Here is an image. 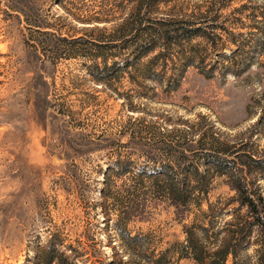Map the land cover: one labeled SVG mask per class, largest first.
Instances as JSON below:
<instances>
[{
	"label": "rangeland",
	"instance_id": "rangeland-1",
	"mask_svg": "<svg viewBox=\"0 0 264 264\" xmlns=\"http://www.w3.org/2000/svg\"><path fill=\"white\" fill-rule=\"evenodd\" d=\"M209 6L215 46L179 37L167 80L120 73L153 35ZM223 143L264 159V0H0V264H46L53 248L75 264L126 255L146 264L127 231L145 238L143 253L197 264L185 257L184 226L209 207L233 219L227 177L213 175L207 199L184 218L163 199L144 220L125 221L127 193L104 196L105 173L122 154L136 171L184 157L177 169L214 174L208 159ZM237 162L264 196V170L240 165L244 155ZM262 239L255 230L237 263L264 264Z\"/></svg>",
	"mask_w": 264,
	"mask_h": 264
},
{
	"label": "trees",
	"instance_id": "trees-1",
	"mask_svg": "<svg viewBox=\"0 0 264 264\" xmlns=\"http://www.w3.org/2000/svg\"><path fill=\"white\" fill-rule=\"evenodd\" d=\"M210 9L211 7L209 6L206 12L196 13L189 20L183 19L174 22L179 27L171 25L172 28H176L173 31H160L155 34L156 36L153 35V38L148 43L142 45L134 52L132 61L126 60L121 65H117L120 73H129L130 68L133 67L137 73V78L147 79L153 76L167 80L166 75L170 67L169 63L172 62L175 65V59L170 56L169 50L172 44L178 42L179 37L182 39L201 38L215 46L214 35H212L214 32L209 31L210 29L211 31L216 30L218 25L214 23L217 21H214L215 17H212ZM118 32V37L116 35L115 38L120 39L116 40H124L127 36L124 28ZM171 32L178 35H170ZM142 57L149 59L146 64L140 65ZM196 57H198V52L193 51L187 63L193 65ZM201 64L204 67L202 70L208 72L209 69L208 67L206 68L204 59ZM198 68L200 69L201 67ZM228 68L225 67L224 70ZM106 69L108 71V67ZM158 69L161 72H157ZM171 69L177 71L176 67H171ZM134 82L137 83L138 81L134 79ZM245 145H242V148ZM222 146L218 153L220 156L211 155V159H208V164L215 169L214 174L208 171L201 173L198 169L189 171L177 169V164L181 160L179 158L169 160L161 170L148 171L144 169L136 171L138 165L131 160H125L121 154L115 161H111L105 173L104 196L108 191V196H110L113 190L127 193L124 201L127 204L126 208H128L125 212V221L133 218L144 220L147 215V208L158 205L163 199L176 209L179 217L184 218L189 215L192 207H200L203 201L207 199L213 175L227 177L231 190L236 193L232 201L238 205L235 212L231 213L233 219L226 222L221 221L214 216V209L212 210L209 207L206 212H203L200 217L195 219L191 226L185 225L183 230L186 235L183 246L185 257L193 259L197 264H228L231 258L232 264H238L239 251L253 246L250 238L256 230L258 235L263 237L259 259L264 263V196L260 192L259 187L256 191H252L251 186L253 184L250 186L248 183V171L241 168L237 162L244 155L248 158V163H240V165L264 170V159L248 152L242 155L237 154V147L227 143H223ZM229 157H234V159L229 160ZM183 159L184 157H182L181 161ZM150 160L156 162L155 159ZM119 201L123 202L120 199ZM123 240L129 241L134 250H141L142 253L139 257L146 264H172L166 258V252L158 255L155 251L150 254L143 253L146 242L141 235L132 236L127 231L126 235H123ZM210 247L216 249L212 251ZM125 258L126 262L122 260V263L128 264L130 256L126 255ZM55 262L57 264H75L64 253H60L53 248L46 264Z\"/></svg>",
	"mask_w": 264,
	"mask_h": 264
}]
</instances>
